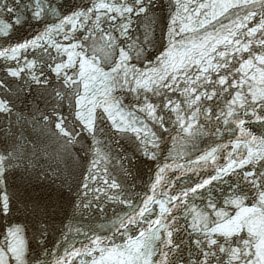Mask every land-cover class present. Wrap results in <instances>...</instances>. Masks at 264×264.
I'll use <instances>...</instances> for the list:
<instances>
[{
  "label": "snow or ice",
  "instance_id": "1",
  "mask_svg": "<svg viewBox=\"0 0 264 264\" xmlns=\"http://www.w3.org/2000/svg\"><path fill=\"white\" fill-rule=\"evenodd\" d=\"M0 264H264V0H0Z\"/></svg>",
  "mask_w": 264,
  "mask_h": 264
}]
</instances>
